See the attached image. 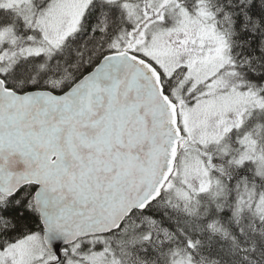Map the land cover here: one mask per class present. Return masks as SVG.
<instances>
[{
    "label": "snow or ice",
    "instance_id": "snow-or-ice-1",
    "mask_svg": "<svg viewBox=\"0 0 264 264\" xmlns=\"http://www.w3.org/2000/svg\"><path fill=\"white\" fill-rule=\"evenodd\" d=\"M0 264H264V0H0Z\"/></svg>",
    "mask_w": 264,
    "mask_h": 264
}]
</instances>
